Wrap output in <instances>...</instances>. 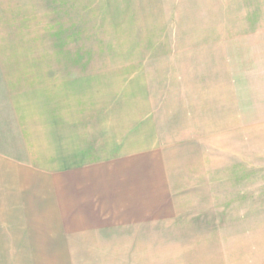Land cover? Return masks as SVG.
<instances>
[{
  "label": "crops",
  "instance_id": "0c3cea01",
  "mask_svg": "<svg viewBox=\"0 0 264 264\" xmlns=\"http://www.w3.org/2000/svg\"><path fill=\"white\" fill-rule=\"evenodd\" d=\"M107 2L128 67L0 47V264H264V0Z\"/></svg>",
  "mask_w": 264,
  "mask_h": 264
},
{
  "label": "rangeland",
  "instance_id": "374dc122",
  "mask_svg": "<svg viewBox=\"0 0 264 264\" xmlns=\"http://www.w3.org/2000/svg\"><path fill=\"white\" fill-rule=\"evenodd\" d=\"M107 1L0 0V47L11 51L7 53L9 60L22 63L106 61L128 67L129 31L121 30V34L115 27L118 22L113 17L120 7L113 10ZM185 11L186 6H183L181 12ZM82 13L99 14L98 26L90 28L92 22H87L83 29ZM204 123L201 120L199 126ZM168 137L173 138L172 134ZM193 139L182 135L180 145L188 147L189 142L204 140V132ZM176 150L188 153V149ZM182 183L189 184L188 181Z\"/></svg>",
  "mask_w": 264,
  "mask_h": 264
}]
</instances>
